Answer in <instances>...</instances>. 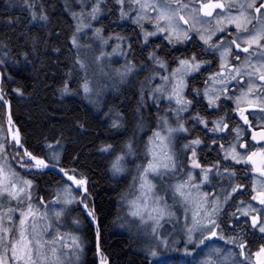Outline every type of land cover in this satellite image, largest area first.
<instances>
[{
    "label": "snow or ice",
    "instance_id": "1",
    "mask_svg": "<svg viewBox=\"0 0 264 264\" xmlns=\"http://www.w3.org/2000/svg\"><path fill=\"white\" fill-rule=\"evenodd\" d=\"M105 2L64 0L70 16L64 31L53 25L47 0H4L5 11L19 7L27 21L0 16V26L10 30L0 34V264H85L87 245L80 234L85 223L95 231L99 264H110L101 250L98 209L90 178L78 167L79 154L72 157L71 167L64 166L57 151L63 134L54 144L44 137L43 144L29 148L11 112L12 93H25L22 85L11 92L6 87L15 75L7 67L9 60L15 55L18 69L33 65L54 37L58 46L51 47L52 53L66 49L71 61L56 92L61 97L81 95L97 114L104 112L105 91L119 94L134 76L145 73L132 109L133 134L119 149L102 143L97 151L111 157L107 171L121 179L128 157L143 154L128 188L118 194V204L127 212L117 220H125L130 230L135 225L147 241L150 264H264V0H112L107 14L117 16L118 26L134 25L141 51L148 49L139 63L132 35L105 36L104 27L93 26L102 18ZM13 38L23 46L18 54L10 47ZM150 38L176 52L196 39L199 51L180 52L170 64L158 55L161 44L149 47ZM88 52L95 53L90 60ZM113 63L118 66L112 68ZM214 63L216 69L207 73L202 87L191 88L189 98V81ZM73 75L78 78L76 89L70 87ZM157 78L160 83L153 87ZM162 102L167 107L161 109ZM152 105L154 126L146 125L144 115ZM104 117L110 129L126 130L125 115L118 109L110 106ZM74 127L86 130L78 118ZM147 127L146 138H138L136 132ZM205 149L216 151L210 163L201 162L199 153ZM49 171L60 177L56 190L37 200L31 177ZM207 186L213 191H204ZM76 209L80 212L71 218L72 231H61ZM165 222H174L173 231L165 233Z\"/></svg>",
    "mask_w": 264,
    "mask_h": 264
},
{
    "label": "trees",
    "instance_id": "2",
    "mask_svg": "<svg viewBox=\"0 0 264 264\" xmlns=\"http://www.w3.org/2000/svg\"><path fill=\"white\" fill-rule=\"evenodd\" d=\"M52 7L49 11L52 13L53 25L60 27L64 31H68V22L70 16L64 11L62 0H47ZM112 0H106L104 13L99 22L95 23L97 27L105 28V35L109 32L120 33L123 35H132L134 55L136 62L139 63L147 54L148 49L141 51V44L133 35L132 24L121 23L117 25V16L115 14L108 15V10L111 8ZM4 0H0V16L11 15L13 17L20 16L22 21L26 23V12L20 11L19 7H13L5 11ZM10 30L0 26V34H8ZM33 31H36L33 29ZM138 31V30H137ZM152 43L149 47H155L156 44H161V49L158 50V55L169 60L171 64L172 58L179 55L180 52L190 53L198 43L195 39L187 48L180 47V51H171V46L164 47L166 42L160 39H151ZM58 46L55 37L50 46L46 50H41V53L34 58L33 65L24 68L23 65H15V55L8 62V68L12 70L14 75V83H7L6 87L11 92L12 87L17 85L23 86L25 95L17 96L15 93L11 95V112L13 115L14 124L21 131L22 139L27 142L29 148L36 146L37 142L43 144V138L48 137L49 141L54 144L56 138L62 136V147L57 149L63 157L64 166H72V157L79 154L78 167L90 178V191L98 209V218L102 236L100 246L102 252L108 257L110 264H150V259L140 249L141 246L136 241V237L131 236L127 232H120V220L117 216H121L122 207L118 204L119 193L126 190L129 185V178L124 176L113 178L111 173L107 171L108 161L111 159L107 154H100L97 149L102 143H111L117 149L122 146V142L133 134L134 115L132 109L136 103V93L138 91V81L142 77L134 76L131 82L122 89L119 94L109 92L101 99V105L104 112H107L109 107H113L123 112L126 120V130L119 131L109 128V120L104 117V112L96 113L95 110L82 98L81 95H66L61 97L57 92V87L66 78L71 61L68 58L66 49H62L61 54L52 53L51 47ZM10 47L14 53H19L22 45L17 46L13 38ZM3 54V50H0ZM167 54V55H166ZM203 59H211L209 56H204ZM4 68V65H3ZM216 64L211 68H206L195 79L189 81V98H191L192 87H202L203 79L208 72L214 71ZM137 83V84H136ZM72 89L78 87L77 75L71 77ZM199 106L193 110H197ZM230 111V109H228ZM191 115V113H188ZM146 125L153 126V110H147ZM80 119L85 122L86 130L81 131L74 127L75 120ZM211 118V117H210ZM136 132L137 137H145L146 132ZM140 133V134H139ZM142 142V141H141ZM139 153V152H138ZM202 163H210L216 158V151L207 152L202 150L199 153ZM36 181L38 189L37 200L40 195L52 193L59 176L52 171L47 172L43 176L31 177ZM50 196L46 195V199ZM80 212L76 209L70 215L76 216ZM80 234L83 236L87 245L86 252L82 259L85 264H96L95 261V231L89 229L85 223L81 227ZM259 243L257 240L252 245V250L255 251ZM143 244V242H142Z\"/></svg>",
    "mask_w": 264,
    "mask_h": 264
},
{
    "label": "rangeland",
    "instance_id": "3",
    "mask_svg": "<svg viewBox=\"0 0 264 264\" xmlns=\"http://www.w3.org/2000/svg\"><path fill=\"white\" fill-rule=\"evenodd\" d=\"M62 1H63V4H64V0H62ZM73 3H74V0H73ZM95 23H96V22H93V26H94V27H97V26L95 25ZM121 23H123V22H121ZM129 24H131V23L129 22ZM147 27L149 28V30H151V25H147ZM86 31H87V35H88V37L90 38V37H91V31H90V30H86ZM232 31H235V29L233 28ZM193 35H194V34H193ZM105 36H107V35H105ZM150 39H152V38H150ZM83 42L86 43L87 40H84ZM107 50H108V51H111V47L109 46ZM82 54H83V53H82ZM94 54H95V53H93V52H88V53L85 54V55H86V58L90 60ZM0 58H3V54H2L1 52H0ZM114 59H115L116 61H118L119 64H122V63L124 62L122 57H115ZM105 64L107 65V64H108V61H105ZM116 66H118L117 63H113V64L111 65L112 68H114V67H116ZM173 66H174V65H173ZM0 68H3V65H0ZM170 70H171V68H169V71H170ZM139 74H140V73H139ZM144 76H145V73L143 72V73H142V77H141V79L138 81V84H139L138 87L140 86V82L143 81ZM77 81H78V78H77ZM155 83H160V81H159L158 78L155 80V82H154V84H153V87L155 86ZM136 84H137V83H136ZM109 92H112V93H113V91L109 89V90L105 91L104 95L107 94V93H109ZM85 101H86V100H85ZM86 102H87V101H86ZM87 103H88V102H87ZM88 104H89V103H88ZM89 105H90V104H89ZM90 106H91V105H90ZM164 107H167V104L164 103V102H162V103H161V109H163ZM151 109L153 110V113H154L153 120H152V122H153V126H154V124H155V119H154V117H155V114H156L155 106L152 105V106H151ZM144 115H145V117H147V116H146V115H147V110H145ZM146 130H148V127L146 128ZM146 130H145V131H146ZM149 131H150V130H149ZM139 134H140V133H139ZM144 138H146V135H145ZM180 143H183V141H180ZM141 144H142V142H141ZM142 159H143V154H142V152L137 153V156H136V157H132V156L128 157V163L126 164V167H127L128 171L124 174V176H126V177L129 178V184H130V182H131V180H132V176H133L134 171H135V165L138 164V163H140V162L142 161ZM13 163H14V162H13ZM185 163H186V161H185ZM196 172L198 173L199 170H196ZM214 183H215V181H214ZM128 186H129V185H128ZM217 187H219V185H217ZM127 188H128V187H127ZM127 188H126V189H127ZM55 190H56V189L54 188V191H53L52 193H54ZM203 190H204V191H207V192H212V191H213V188L210 187V186H207V187H204ZM36 199H37V198H36ZM49 200H50V198H49ZM169 203H171V201H169ZM42 210H43V209H42ZM126 212H127L126 207H122V214H121L120 217H122V218L125 217V216H126ZM180 215H181V217L183 216V210H182V209L180 210ZM71 218H72V216L70 215V216L68 217L67 221L65 222V224L63 225L61 231H65V232L72 231V227H71ZM122 223L124 224L123 227H121V224H122ZM180 223H181V224L183 223V219H181ZM176 227H177V229L179 228L178 225H177ZM173 228H174V222H165V223L163 224V230L165 231V233H168V232L173 231ZM119 231H120V232H123V233H124V232H127L128 234H131V236L138 238V239H136V241L138 242V244H139L140 246L142 245L140 249L146 254V252H145V250H144V245H145V243H147V241H146L141 235H138V234H137L136 229H135V225H133V226L131 227V230H130V228H129L128 224L126 223V221L122 219V220H120V228H119ZM175 239L179 240V237H175ZM142 242H143V244H142ZM220 243L223 244L222 241H221ZM181 247H183V245H181ZM146 256H147V254H146ZM147 257H148V256H147ZM148 258H149V257H148ZM149 259H150V258H149ZM187 259L192 260L193 258H192V257H188ZM193 264H195V261H194V260H193Z\"/></svg>",
    "mask_w": 264,
    "mask_h": 264
},
{
    "label": "flooded vegetation",
    "instance_id": "4",
    "mask_svg": "<svg viewBox=\"0 0 264 264\" xmlns=\"http://www.w3.org/2000/svg\"><path fill=\"white\" fill-rule=\"evenodd\" d=\"M153 39H155V38H153ZM151 40V39H150ZM196 40V39H195ZM196 41H198V40H196ZM178 47H180V46H178ZM243 53H241V56L243 57ZM173 66V65H172ZM203 86V85H202ZM230 109V108H229ZM231 111V110H230ZM230 111H229V113H230ZM237 119H238V117H237ZM253 120H255V117H253L252 118ZM242 123V122H241ZM229 163H231V162H229ZM244 199H247V197H243ZM237 199H241V197H237Z\"/></svg>",
    "mask_w": 264,
    "mask_h": 264
},
{
    "label": "bare ground",
    "instance_id": "5",
    "mask_svg": "<svg viewBox=\"0 0 264 264\" xmlns=\"http://www.w3.org/2000/svg\"><path fill=\"white\" fill-rule=\"evenodd\" d=\"M95 249H96V245H95L94 251H95ZM98 264H99V263H98Z\"/></svg>",
    "mask_w": 264,
    "mask_h": 264
}]
</instances>
